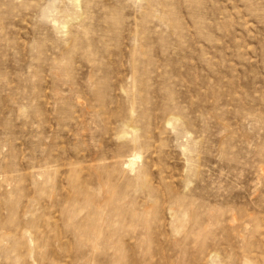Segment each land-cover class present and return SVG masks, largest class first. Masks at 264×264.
<instances>
[{
    "label": "rangeland",
    "instance_id": "obj_1",
    "mask_svg": "<svg viewBox=\"0 0 264 264\" xmlns=\"http://www.w3.org/2000/svg\"><path fill=\"white\" fill-rule=\"evenodd\" d=\"M0 264H264V0H0Z\"/></svg>",
    "mask_w": 264,
    "mask_h": 264
}]
</instances>
